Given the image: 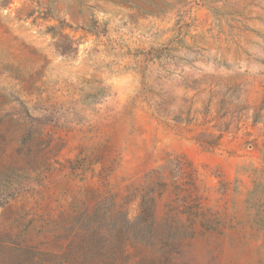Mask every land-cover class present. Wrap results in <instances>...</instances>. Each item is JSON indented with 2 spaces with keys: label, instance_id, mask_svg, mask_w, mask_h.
<instances>
[{
  "label": "rangeland",
  "instance_id": "obj_1",
  "mask_svg": "<svg viewBox=\"0 0 264 264\" xmlns=\"http://www.w3.org/2000/svg\"><path fill=\"white\" fill-rule=\"evenodd\" d=\"M0 264H264V0H0Z\"/></svg>",
  "mask_w": 264,
  "mask_h": 264
}]
</instances>
